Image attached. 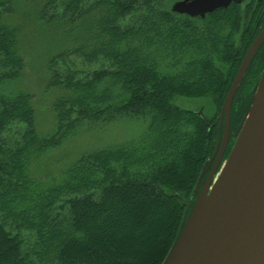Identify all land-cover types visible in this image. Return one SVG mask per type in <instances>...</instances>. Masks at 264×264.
I'll return each instance as SVG.
<instances>
[{"label":"trees","instance_id":"16d2710c","mask_svg":"<svg viewBox=\"0 0 264 264\" xmlns=\"http://www.w3.org/2000/svg\"><path fill=\"white\" fill-rule=\"evenodd\" d=\"M166 1L0 0V264L163 263L217 139L216 115L207 124L174 100L208 96L220 111L254 38L248 4L201 19L170 12ZM33 28L65 39L47 61L48 87L61 94L46 137L31 96L6 89L23 74ZM73 59L97 69L73 70ZM263 64L264 46L250 74ZM238 101L235 126L251 95ZM123 118L145 130L80 155L60 183L43 186L49 150L87 125Z\"/></svg>","mask_w":264,"mask_h":264},{"label":"water","instance_id":"95a60500","mask_svg":"<svg viewBox=\"0 0 264 264\" xmlns=\"http://www.w3.org/2000/svg\"><path fill=\"white\" fill-rule=\"evenodd\" d=\"M231 3L241 0H181L171 12L204 18ZM263 38L264 29L247 50L225 96L218 115L219 124L223 122L218 154L162 264H264V67L234 144L217 171L228 141L236 89ZM196 115L206 121L201 109ZM207 169L205 165L192 196ZM173 197L180 199L177 194Z\"/></svg>","mask_w":264,"mask_h":264},{"label":"rangeland","instance_id":"374dc122","mask_svg":"<svg viewBox=\"0 0 264 264\" xmlns=\"http://www.w3.org/2000/svg\"><path fill=\"white\" fill-rule=\"evenodd\" d=\"M178 1L181 0H167L164 6L171 12L172 5ZM248 2L249 0H241V3L235 5L244 7ZM233 4L231 3L229 6ZM33 30H36L38 34L26 45L28 53H26V67L23 74L18 80L10 83V86L6 89L8 93L12 91L23 92L31 96L35 110L37 133L40 137H46L55 132L56 121L53 104L61 94L60 90L48 87L47 61L62 49L65 45V39L61 38L55 30L48 31L36 28H33ZM240 33L241 31L234 33L233 39L236 44H238ZM72 62L74 65L72 68L76 71L87 72L97 69V66L83 64L74 59ZM174 103L181 109L192 111L195 114L201 109L207 122L211 121L215 115L218 117L220 112L213 98L208 96L202 99L176 98ZM145 127L143 120L132 118L118 119L102 125H87L85 128L80 129L75 136L66 139L60 146L49 150L45 154L42 161L43 168L39 170L37 177H40L38 179L45 187L56 185L63 180L66 170L80 155L100 148L113 147L129 142L142 134ZM10 138H16V136L11 134Z\"/></svg>","mask_w":264,"mask_h":264},{"label":"flooded vegetation","instance_id":"af4514ba","mask_svg":"<svg viewBox=\"0 0 264 264\" xmlns=\"http://www.w3.org/2000/svg\"><path fill=\"white\" fill-rule=\"evenodd\" d=\"M248 7L251 8L252 14L254 13V19H252L253 24L250 26V32H249V38L254 35V38L251 42V44H252L253 41L255 40V38L258 36V34L264 29V0H249ZM196 18H198V17H196ZM251 44L249 45V47L251 46ZM263 46H264V38L262 39V41L258 45L257 49L253 53V55H252V57L248 63V66L245 70V73L243 75L242 81L239 83V86L236 89V92H235L236 97L232 101L231 110H230V131H229L228 141H227V145H226L223 157L219 163L217 171L219 170L220 166L222 165V163L227 158V156H228V154H229V152H230V150L234 144V138H233L234 134H235L239 124L241 123V121L243 119L242 118L240 120V122L235 126V122H234V119L232 116L233 107L235 105H239V101H238L239 96L244 97L245 95H247V96L251 95V97H252L253 91L257 85L258 79H259L260 74L262 72V69L264 67V64H263L262 68L259 69L258 72L256 73V76H252L250 74L251 68H252L251 63L256 58V55H257L259 49ZM249 47H248V49H249ZM247 50H246V52H247ZM246 52H245V54H246ZM245 54H244V56H245ZM244 56H243V58H244ZM243 58H242V60H243ZM242 60H241V62H242ZM214 125H216V128H217V139H216V143H215V149H214L212 156L210 157V159L208 160V162L206 164V165H208L207 171L204 172V173H206V176L202 180L197 194L194 196L195 199H196V196L198 195V193L200 192L201 188L203 187V182L206 179L208 173L210 172V169L214 163V160L216 158V155L218 154V150L220 147V141H221V137L223 134V122L221 124H219L218 117H216L214 123L211 126L213 127ZM217 146H218V148H217ZM189 206H191V205H189Z\"/></svg>","mask_w":264,"mask_h":264}]
</instances>
